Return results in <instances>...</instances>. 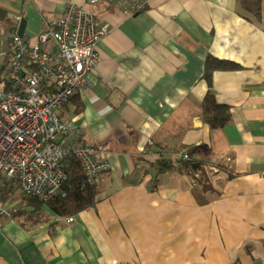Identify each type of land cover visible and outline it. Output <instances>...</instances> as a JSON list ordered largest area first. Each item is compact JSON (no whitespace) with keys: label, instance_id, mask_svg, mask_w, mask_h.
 <instances>
[{"label":"crops","instance_id":"0c3cea01","mask_svg":"<svg viewBox=\"0 0 264 264\" xmlns=\"http://www.w3.org/2000/svg\"><path fill=\"white\" fill-rule=\"evenodd\" d=\"M145 1L0 0V74L16 15L31 45L70 6L108 28L91 86L58 115L109 164L95 206L67 217L42 203L47 219L32 221L7 186L0 264H264V0L260 21L239 0ZM210 55L239 66L211 87ZM209 91L230 108L222 128L204 120ZM182 151L196 168L168 164Z\"/></svg>","mask_w":264,"mask_h":264},{"label":"built area","instance_id":"2783aa9c","mask_svg":"<svg viewBox=\"0 0 264 264\" xmlns=\"http://www.w3.org/2000/svg\"><path fill=\"white\" fill-rule=\"evenodd\" d=\"M100 1L88 0L91 5ZM145 4L135 0L133 8L141 11ZM22 21L21 15L14 16L8 65L0 76V184L16 186L23 196L47 204L63 191L67 157L79 161L90 185H99L109 169L105 150L72 140L69 124L58 115L80 88L91 86L89 75L99 61L97 44L108 28H100L85 8L70 6L31 45L19 35ZM48 44L52 49L43 48ZM167 162L183 167L192 159L189 151H182ZM1 217H12L2 199Z\"/></svg>","mask_w":264,"mask_h":264},{"label":"trees","instance_id":"16d2710c","mask_svg":"<svg viewBox=\"0 0 264 264\" xmlns=\"http://www.w3.org/2000/svg\"><path fill=\"white\" fill-rule=\"evenodd\" d=\"M239 1L247 18L262 20L263 0ZM238 68L239 66L231 61L220 60L210 55L206 63L205 79L209 87H211L214 72L219 70H237ZM203 117L211 128H222L231 120L230 108L220 104L214 94L209 91L203 101ZM188 166L196 168V163L192 162ZM62 169L67 175V180L63 186V191L47 203L49 208L59 216L67 217L95 206L98 186L90 185L87 182L79 161L74 156H69L64 160ZM11 192L8 191L7 185L4 183L0 184V199L5 203L12 196ZM26 203L34 208L28 218L34 222L47 219L41 202L29 198Z\"/></svg>","mask_w":264,"mask_h":264},{"label":"water","instance_id":"95a60500","mask_svg":"<svg viewBox=\"0 0 264 264\" xmlns=\"http://www.w3.org/2000/svg\"><path fill=\"white\" fill-rule=\"evenodd\" d=\"M26 25H27V21L23 19L19 30V35L22 37L25 36Z\"/></svg>","mask_w":264,"mask_h":264},{"label":"rangeland","instance_id":"374dc122","mask_svg":"<svg viewBox=\"0 0 264 264\" xmlns=\"http://www.w3.org/2000/svg\"><path fill=\"white\" fill-rule=\"evenodd\" d=\"M4 75V73L3 74H0V76L2 77ZM19 196H21L20 195V193H19ZM20 198V197H19ZM26 205H28L26 202H25V204L24 205H22L23 207H26Z\"/></svg>","mask_w":264,"mask_h":264}]
</instances>
